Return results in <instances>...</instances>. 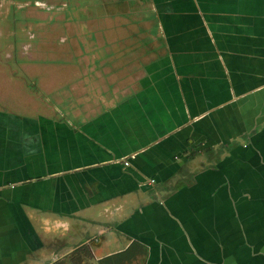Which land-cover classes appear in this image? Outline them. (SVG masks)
Listing matches in <instances>:
<instances>
[{
    "label": "crops",
    "instance_id": "1",
    "mask_svg": "<svg viewBox=\"0 0 264 264\" xmlns=\"http://www.w3.org/2000/svg\"><path fill=\"white\" fill-rule=\"evenodd\" d=\"M143 1L136 69L0 108V264H264V0Z\"/></svg>",
    "mask_w": 264,
    "mask_h": 264
},
{
    "label": "rangeland",
    "instance_id": "2",
    "mask_svg": "<svg viewBox=\"0 0 264 264\" xmlns=\"http://www.w3.org/2000/svg\"><path fill=\"white\" fill-rule=\"evenodd\" d=\"M119 2H123L124 20L115 19ZM127 2L136 6L137 0H0V102L9 97L16 99L13 101L24 99L13 103L23 104L29 94L43 98L40 104L30 98L27 106L10 107L3 102L0 108L5 103V108L17 111L15 115L20 118L34 119L39 110L50 118L48 106L53 97L49 96L51 91L39 89L42 82L50 86L60 83L65 92H72L73 84L83 87L93 82L100 87L111 83L114 76L118 82L119 72L128 67L131 71L134 62H142L152 49L158 50L161 42L149 35L152 8L140 3L135 9ZM105 16L113 19L106 22ZM110 29L118 33L114 41L115 37L105 38ZM117 69L119 74H114ZM35 74L40 77L38 82ZM84 95L87 100L100 98L93 90ZM71 98L76 105H84L81 96ZM28 106L33 108L21 110ZM59 108L60 113L70 111L62 102Z\"/></svg>",
    "mask_w": 264,
    "mask_h": 264
},
{
    "label": "flooded vegetation",
    "instance_id": "3",
    "mask_svg": "<svg viewBox=\"0 0 264 264\" xmlns=\"http://www.w3.org/2000/svg\"><path fill=\"white\" fill-rule=\"evenodd\" d=\"M145 1H147V0H145ZM127 3H128V2H127ZM141 3L143 4V3H145V2L142 1ZM128 4L131 5V6H133L135 9H137V8L139 7V5H138L139 3H137V2H136V6H135L134 4H130V3H128ZM118 5H119V7H118V8H115V10H117L116 12H118V13L115 14V19H116V20H121V19L124 20V19H126V15H125V13H124L123 11H121V10H122V7H123V2H122V3L119 2ZM117 18H118V19H117ZM112 19H113V17H111V16H110V17L105 16V20H104V21H106V22H111ZM134 24H136V23H134ZM104 34H105V36H106L105 38H107V39L110 38V37H115V39H113V41L116 40V39H117V36H118V33H117V34H116L115 32L112 33V29H110L109 32L106 31ZM133 37H134V36H133ZM134 38H135V37H134ZM148 41H150V40H148ZM134 51H135V49H133L132 51H130L131 56H133V54H134L133 52H134ZM130 54H129V55H130ZM129 55H128V56H129ZM116 64H119V63L116 62ZM135 64H136V63L134 62V63H133V66L131 67V71H133L132 68L136 69ZM117 71H118V69H117L115 72H117ZM115 72H114V73H115ZM35 79H36L37 82H38V81L40 80L39 75H36V74H35ZM30 82H31V83H34V82H32V81H30ZM40 85H41V84H40ZM68 87H69V85H68ZM40 88H41V87H39V89H40ZM29 95H30V96H26L27 98L25 97L26 99H25V101H23V102H24L23 104H22L21 102H20V104H19V103H17V104H13V103L18 102V100H24V99H18L17 101H13V100H16V99H13V100H12V99L9 98V97H5L4 99H2V98H1V99L3 100V102H6L7 105H10V107H11V106H16V107H18V106H20V105H21V106H27V105L29 104L28 101H27V99H30V98L33 99L34 102L40 104L39 101H40L41 99H43L42 96H40V95L38 96V98H40V99H38L37 97H36V98L32 97V96H34V95H31V94H29ZM58 99H60V100H58ZM51 100H52V101H49V106H48V107H50V111H51V115H52V113H55V112H56V107H55L56 104H55V103L57 102V103L59 104V102L61 103V102H63V101L66 100V99H63L62 97H61V98L57 97V99H53V98H51ZM3 102H0V103H3ZM46 106H47V105H46ZM5 107H6V105H5V103H4V106H3L2 108L5 109V110L8 109V108H5ZM23 108H24V109H22V107H21V110H22V111H25V109H26V110H27V109L29 110L30 108H33V107H29V106H28V107H23ZM38 112H39V113H38L37 115L35 114L36 118H37V117L40 118V117L42 116L41 111L39 110ZM31 113H33V112H31ZM56 113H57V112H56ZM130 158H132V156H131ZM128 159H129V158H128ZM128 159H125V160H124V166H125V167H128V166L130 165V161H129ZM154 183H155V180H153V179L149 180V182H148L149 185H151V184L153 185Z\"/></svg>",
    "mask_w": 264,
    "mask_h": 264
}]
</instances>
